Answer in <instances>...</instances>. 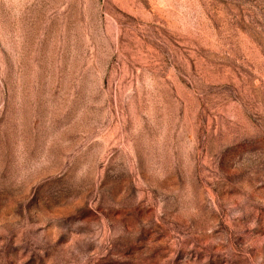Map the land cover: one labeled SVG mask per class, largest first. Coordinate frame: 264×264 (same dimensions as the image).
<instances>
[{
    "label": "rangeland",
    "instance_id": "374dc122",
    "mask_svg": "<svg viewBox=\"0 0 264 264\" xmlns=\"http://www.w3.org/2000/svg\"><path fill=\"white\" fill-rule=\"evenodd\" d=\"M0 264H264V0H0Z\"/></svg>",
    "mask_w": 264,
    "mask_h": 264
}]
</instances>
